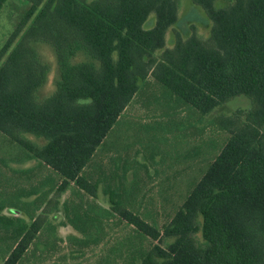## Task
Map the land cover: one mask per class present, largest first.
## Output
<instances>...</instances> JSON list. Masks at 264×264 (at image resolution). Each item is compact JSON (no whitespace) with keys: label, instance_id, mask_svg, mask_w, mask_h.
I'll return each mask as SVG.
<instances>
[{"label":"trees","instance_id":"16d2710c","mask_svg":"<svg viewBox=\"0 0 264 264\" xmlns=\"http://www.w3.org/2000/svg\"><path fill=\"white\" fill-rule=\"evenodd\" d=\"M13 1L0 0V13ZM180 1L16 0L0 48V132L20 148L18 161L37 165L12 170L24 183L0 185V264H264V0H191L210 21L206 36L176 28ZM142 91L159 93L142 106L168 119L194 108L201 120L236 96L251 100L210 121L226 140L161 227L126 206L136 168L126 184L123 166L118 186L116 170L91 172ZM119 224L130 231L116 237Z\"/></svg>","mask_w":264,"mask_h":264},{"label":"rangeland","instance_id":"374dc122","mask_svg":"<svg viewBox=\"0 0 264 264\" xmlns=\"http://www.w3.org/2000/svg\"><path fill=\"white\" fill-rule=\"evenodd\" d=\"M15 2L16 0L0 13V48L13 29L17 14ZM176 28L183 34H188L191 28H194L200 35L206 36L209 33L210 21L203 9L194 5L191 0H181ZM39 50L44 60L49 61L51 69L56 72V61L50 48L42 45ZM52 77L53 74L50 79ZM51 82L42 87L43 95L49 94L54 89ZM141 93L142 95L136 96L124 110L119 121L107 134L104 145H100L101 147L96 151L91 172L94 176L98 173L109 175L116 170L117 175L111 183L113 186H118L120 181L118 176L121 175L123 166L128 167L124 178L126 184L130 183L133 178L132 168H136L138 190L134 193L133 200L126 206L136 210L142 216L146 215L147 220H154L157 226L161 227L182 203L190 188L226 140L225 131L210 124V121L217 116L231 115L238 109L249 108L251 100L244 95L236 96L201 120H198L194 108H186L177 114L172 113L171 115L176 116L168 119L159 117V115H150L151 112L142 106L144 96L148 99L149 94L146 91ZM149 96L151 98L149 101H151L159 96V93L153 91ZM151 106H153L152 103ZM157 112H160V109ZM191 123L194 126L189 128ZM159 127H163V130ZM19 152L21 150L18 145L11 143L0 132V185L5 183L9 187L12 186V183L8 181L10 179L14 182L18 181L19 184L24 183L29 177L26 178V174L21 177L19 172L15 173L12 170H23L37 165L34 159L18 161L16 157ZM140 163H144L146 169ZM37 177L38 175L33 176V180ZM69 194L70 190H67L63 197ZM98 195L101 203H108L107 195L102 193L101 185ZM114 228L116 237L124 236L125 231H130V227L123 228V224L114 226ZM62 234L66 236L65 232ZM113 239L110 237L109 242H103V249H96L94 256L107 250L106 248L114 243ZM142 244L146 248L148 241L145 239ZM61 246L63 248L60 251L66 253L65 244ZM82 262V264H94L93 256L83 258Z\"/></svg>","mask_w":264,"mask_h":264}]
</instances>
